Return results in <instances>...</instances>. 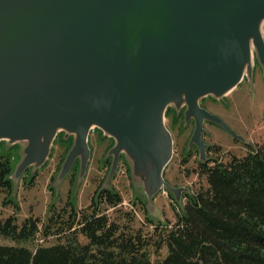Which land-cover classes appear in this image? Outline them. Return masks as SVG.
<instances>
[{
	"label": "water",
	"instance_id": "1",
	"mask_svg": "<svg viewBox=\"0 0 264 264\" xmlns=\"http://www.w3.org/2000/svg\"><path fill=\"white\" fill-rule=\"evenodd\" d=\"M255 58L264 73V0H0V144L26 143L12 198L63 132L74 137L56 182L78 160L83 175L99 129L115 142L108 180L124 154L147 205L164 189L180 201L185 190L164 177L168 109L194 119L202 163L206 122L243 141L200 101L233 92Z\"/></svg>",
	"mask_w": 264,
	"mask_h": 264
},
{
	"label": "trees",
	"instance_id": "2",
	"mask_svg": "<svg viewBox=\"0 0 264 264\" xmlns=\"http://www.w3.org/2000/svg\"><path fill=\"white\" fill-rule=\"evenodd\" d=\"M248 150L226 163L199 162L208 188L185 195L175 222L154 224L146 217V230L131 227L132 215L117 210L122 196L102 187L86 208L69 200L50 207L47 223L31 216L20 224L19 204L12 198L13 159L0 156L3 205L16 208L0 222V240L12 243L0 242V264H264V143ZM34 181L35 176L26 185ZM110 208L116 217L108 214ZM51 237L52 245L28 246ZM163 250L167 255L154 263Z\"/></svg>",
	"mask_w": 264,
	"mask_h": 264
},
{
	"label": "rangeland",
	"instance_id": "3",
	"mask_svg": "<svg viewBox=\"0 0 264 264\" xmlns=\"http://www.w3.org/2000/svg\"><path fill=\"white\" fill-rule=\"evenodd\" d=\"M200 105L224 118L225 122L243 138V141H240L219 126L207 122L203 138L207 145L212 147L209 158L226 163L230 157H244L248 154L249 147L264 143V73L257 58H255L253 74L246 77L233 92L221 99L211 96L203 98ZM170 112L174 114L170 116L166 114V126L174 139V156L164 177L172 187L185 190L180 196V201L174 194L164 189L147 205L144 184L140 179H134L132 164L124 154L120 156L114 175L108 180L113 164V156L109 152L115 142L99 129L92 130L89 137L91 159L85 173L80 175V160H78L59 184L56 179L72 147L74 137L63 132L58 134L47 163L40 168H29L22 175L16 195L19 204L23 206V210L19 207L22 218L18 214V222L21 224L25 219L33 216L40 218L42 223H47L50 207L61 208L69 200L79 209L86 208L91 205L99 187L113 189L122 196L123 203L117 210L132 215L133 221L127 223L135 229L145 227L146 230L148 226L146 217L152 219L154 224L175 222L177 216L184 210L185 195L193 196L200 189H207L208 184L200 172L199 162L202 160L199 149L196 145L190 144L195 129L194 119L186 123L185 108L179 113L169 108L167 113ZM25 147L26 143L10 145L3 141L0 144V156L10 154L13 159V170H15L21 160L19 154L24 152ZM32 175H35L34 183L26 185ZM0 193L4 195V202L6 194L1 190ZM10 206L14 214L16 208L13 205ZM108 214L113 217L117 215L113 208L108 210ZM25 216L28 217L24 218ZM152 228L153 226H149L150 231ZM82 241L85 239L82 238ZM0 242L12 244L9 241L0 240ZM54 242L55 239L51 237L46 242L36 241L28 246L34 249L39 244L52 245ZM166 255L167 251L163 250L161 258L153 256L154 263Z\"/></svg>",
	"mask_w": 264,
	"mask_h": 264
},
{
	"label": "crops",
	"instance_id": "4",
	"mask_svg": "<svg viewBox=\"0 0 264 264\" xmlns=\"http://www.w3.org/2000/svg\"><path fill=\"white\" fill-rule=\"evenodd\" d=\"M3 197L4 195L2 193H0V222L4 219H7L10 215L13 214V211H12V208L11 206H4L2 203H3ZM15 203H18L19 204V200L16 199H13ZM19 207L21 210H23V206L22 204L20 203L19 204ZM21 213V212H20ZM30 215H33V214H30ZM20 218H22L21 214H19ZM28 216H25L24 218H27Z\"/></svg>",
	"mask_w": 264,
	"mask_h": 264
},
{
	"label": "flooded vegetation",
	"instance_id": "5",
	"mask_svg": "<svg viewBox=\"0 0 264 264\" xmlns=\"http://www.w3.org/2000/svg\"><path fill=\"white\" fill-rule=\"evenodd\" d=\"M245 80V79H244ZM244 82V81H243ZM203 108H205V109H207L206 107H204V106H202ZM208 110V109H207ZM209 111V110H208ZM212 113V112H211ZM171 114H174L173 112H170V113H168V116H170ZM214 114V113H213ZM217 115V114H216ZM219 116V115H218ZM221 117V116H220ZM222 118V117H221ZM223 120H224V118H222ZM224 122H225V120H224ZM226 123V122H225ZM207 124V122L205 123V125ZM227 124V123H226ZM215 125V124H214ZM228 125V124H227ZM217 126V125H216ZM229 126V125H228ZM230 127V126H229ZM231 128V127H230ZM222 129V128H221ZM232 129V128H231ZM232 130H234V129H232ZM225 131V130H224ZM235 131V130H234ZM226 132V131H225ZM236 132V131H235ZM228 133V132H227ZM237 133V132H236ZM237 135H240V134H238L237 133ZM241 136V135H240ZM204 139V138H203ZM206 143V142H205ZM207 144V143H206ZM210 149H212V147L211 146H208V148H207V158L209 159V155H210Z\"/></svg>",
	"mask_w": 264,
	"mask_h": 264
},
{
	"label": "built area",
	"instance_id": "6",
	"mask_svg": "<svg viewBox=\"0 0 264 264\" xmlns=\"http://www.w3.org/2000/svg\"><path fill=\"white\" fill-rule=\"evenodd\" d=\"M39 242H41V243H42V242H43V240H40Z\"/></svg>",
	"mask_w": 264,
	"mask_h": 264
}]
</instances>
